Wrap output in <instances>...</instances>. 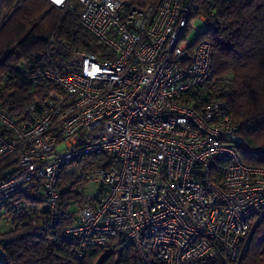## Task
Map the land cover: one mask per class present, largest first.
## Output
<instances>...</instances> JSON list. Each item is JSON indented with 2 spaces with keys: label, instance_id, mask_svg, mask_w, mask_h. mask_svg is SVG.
Instances as JSON below:
<instances>
[{
  "label": "built area",
  "instance_id": "1",
  "mask_svg": "<svg viewBox=\"0 0 264 264\" xmlns=\"http://www.w3.org/2000/svg\"><path fill=\"white\" fill-rule=\"evenodd\" d=\"M47 1L63 11L73 6ZM77 1L98 50L66 48L63 70L18 67L32 101L15 115L0 103V224L12 223L23 207L19 195L36 188L51 220L61 222L59 183L68 166L98 184L62 231L76 258L120 235L140 264H235L264 211V166L242 161L223 97L231 73L212 72L203 32L215 26L214 12L198 13L199 0L142 8ZM94 154L107 165L89 160L83 171L82 159ZM3 241L0 233V258Z\"/></svg>",
  "mask_w": 264,
  "mask_h": 264
},
{
  "label": "trees",
  "instance_id": "2",
  "mask_svg": "<svg viewBox=\"0 0 264 264\" xmlns=\"http://www.w3.org/2000/svg\"><path fill=\"white\" fill-rule=\"evenodd\" d=\"M145 7L157 0H124ZM0 0V103L12 115L21 114L32 101L30 88L21 82L18 67L57 66L64 69L66 48L96 52L92 36L79 21L81 4L71 0L63 11L47 0ZM211 6V7H210ZM213 11L216 24L203 32L212 46V72L231 73L223 95L241 137L239 154L245 163L264 166V0H199L198 13ZM7 12V14H5ZM54 35L56 43H50ZM106 166L100 154L82 159V170ZM63 167L59 204L63 220L55 223L42 207L39 189L19 195L23 207L5 233L0 264H140L131 245L120 235L101 246L90 247L78 259L74 247L63 240L64 227L73 221L75 200L82 195L73 187L80 181ZM70 186H67V183ZM100 192V191H99ZM248 244L235 264H264V211L257 213ZM35 221V222H33ZM154 264H164L157 260ZM208 264H224L217 259Z\"/></svg>",
  "mask_w": 264,
  "mask_h": 264
},
{
  "label": "rangeland",
  "instance_id": "3",
  "mask_svg": "<svg viewBox=\"0 0 264 264\" xmlns=\"http://www.w3.org/2000/svg\"><path fill=\"white\" fill-rule=\"evenodd\" d=\"M194 26L196 27V29H198L199 31H203L205 29V24L201 21H198L196 20L194 22ZM196 36V33H192L190 35V40L194 39ZM68 170V173L71 174L72 176V173L69 172L70 168L68 167L67 168ZM74 176V174H73ZM67 186H70V183L68 182ZM75 192L77 193H80L82 195V199L81 201H73L74 202V205H73V214L72 216L74 215V212L75 210L78 208V207H81L83 206V198L88 195V194H95L97 192V189H98V184L96 183H93L91 181H87V180H80L79 182H77L75 184V186L73 187ZM12 229V223L11 222H2L0 224V233L2 235H4L5 233L9 232L10 230Z\"/></svg>",
  "mask_w": 264,
  "mask_h": 264
}]
</instances>
